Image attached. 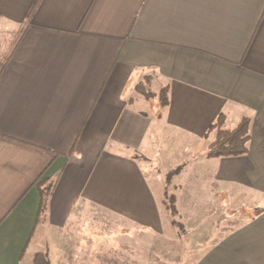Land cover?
Returning a JSON list of instances; mask_svg holds the SVG:
<instances>
[{"label":"crops","instance_id":"crops-1","mask_svg":"<svg viewBox=\"0 0 264 264\" xmlns=\"http://www.w3.org/2000/svg\"><path fill=\"white\" fill-rule=\"evenodd\" d=\"M147 77L167 88L154 116L135 91ZM221 114L225 129L250 119L245 156L206 159ZM178 167L240 221L209 248L170 252L264 264V0H0V264H82L99 213L160 236V183Z\"/></svg>","mask_w":264,"mask_h":264},{"label":"rangeland","instance_id":"rangeland-1","mask_svg":"<svg viewBox=\"0 0 264 264\" xmlns=\"http://www.w3.org/2000/svg\"><path fill=\"white\" fill-rule=\"evenodd\" d=\"M149 91L153 97L149 102L151 111L149 110L148 114L154 116L159 102L156 94L158 91L155 87L149 88ZM182 158L185 161L186 154L182 150H176L174 155L172 150V162H180L181 165L184 162ZM148 176L151 177L150 174ZM173 177L170 181H167L166 177V182L162 177L160 183L163 185L161 209L163 216L169 217V223L161 224L160 236L159 232L137 235V232L129 230L127 225L106 219L105 215L101 216L99 213V219L95 225L98 236L94 240L95 247L92 248V255L80 256L82 264H159L160 262L161 264H192V261L196 260L201 253L178 256L170 250L178 247L179 250L184 251H192L194 247L209 248L224 232L227 233L238 226L240 220L233 214H226L231 210L228 211L229 208L221 200L220 193L216 190L212 192L209 186L206 190L201 177L193 175H183L177 179ZM154 178L151 181L155 184L153 187L158 197L159 184L156 181L157 178L156 180ZM94 231L95 229L92 230ZM117 246H123L125 249L117 253L115 249H121ZM154 248L157 250L155 254ZM107 249H113V251ZM159 249L162 251L160 257ZM105 250L108 254L117 253V255L106 256Z\"/></svg>","mask_w":264,"mask_h":264},{"label":"trees","instance_id":"trees-1","mask_svg":"<svg viewBox=\"0 0 264 264\" xmlns=\"http://www.w3.org/2000/svg\"><path fill=\"white\" fill-rule=\"evenodd\" d=\"M150 79L147 77L145 80L135 87L136 93L141 95L146 100L153 97L149 91ZM161 107L168 105L167 88H163L158 95ZM225 116L219 115L215 122L208 128L205 139L213 135V141L207 146L205 157L206 159H219V158H237L245 156L248 152V143L250 140V119L243 118L239 124L233 129H225ZM181 167L171 171L167 175V181L177 175ZM35 187L39 194V208L37 214V222L40 221L45 213L48 198L51 192V184L48 180L41 183H35ZM260 211L255 213L258 215ZM33 264H50L47 257L38 254L33 259Z\"/></svg>","mask_w":264,"mask_h":264}]
</instances>
